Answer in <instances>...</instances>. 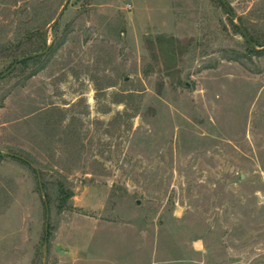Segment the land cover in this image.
Here are the masks:
<instances>
[{
  "label": "rangeland",
  "instance_id": "1",
  "mask_svg": "<svg viewBox=\"0 0 264 264\" xmlns=\"http://www.w3.org/2000/svg\"><path fill=\"white\" fill-rule=\"evenodd\" d=\"M65 1L0 0V75ZM47 39L0 78V264H264V50L219 0H70Z\"/></svg>",
  "mask_w": 264,
  "mask_h": 264
},
{
  "label": "water",
  "instance_id": "2",
  "mask_svg": "<svg viewBox=\"0 0 264 264\" xmlns=\"http://www.w3.org/2000/svg\"><path fill=\"white\" fill-rule=\"evenodd\" d=\"M70 0H66L64 5L62 6L61 10L59 11V13L57 14L56 18L54 19V21L45 29L44 31V36H45V42H46V47L43 51L40 52H36V53H31L29 55H26L24 57H21L19 59H17V61L10 67V69H8V71H6L5 73L0 75V78H3L5 76H7L8 74H10L15 68L16 66L21 63L22 61L31 59V58H35V57H39V56H43L44 54L47 53L48 49H49V45H48V39H47V33L48 30L57 22H59V20L61 19L66 7L68 6ZM219 2L221 3V5L224 7V9L227 11L228 15L230 16L233 25L238 29L239 33L241 34V36L244 38V40L254 49L256 50H264V47L261 49H258L254 43L251 42L250 38L248 37V35L246 34V32L244 31L243 27L235 22V15L233 14V12L231 11L230 7L227 5V3L224 0H219ZM11 156L20 158L22 160H24L22 157H19L17 155H13L10 154ZM37 173V177H38V182H39V187H40V191L42 192V187H41V183H40V177L38 172ZM45 207H46V223H45V246H46V240H47V231H48V218H49V213H48V209H47V204L45 203Z\"/></svg>",
  "mask_w": 264,
  "mask_h": 264
},
{
  "label": "trees",
  "instance_id": "3",
  "mask_svg": "<svg viewBox=\"0 0 264 264\" xmlns=\"http://www.w3.org/2000/svg\"><path fill=\"white\" fill-rule=\"evenodd\" d=\"M225 2H226V0H224ZM227 3V2H226ZM227 5H228V3H227ZM229 6V5H228ZM230 7V6H229ZM230 9H231V7H230ZM241 25V24H240ZM242 26V25H241ZM243 27V26H242ZM236 28V27H235ZM243 29H244V31L246 32V34L248 35V37L250 38V40H251V42L252 43H254V45L258 48V47H260V46H262V45H259V43L249 34V32L247 31V29L245 28V27H243ZM236 30H238L237 28H236ZM41 44H42V48L41 49H36V50H33V51H31V53H36V52H40V50H44L45 49V42L43 41V40H41ZM49 50L50 49H48V51H47V53L49 52ZM252 51V50H251ZM253 52H257V51H253ZM30 53V50L28 51V52H26V53H24V54H22V55H20L18 58H20V57H22V56H25V55H29V54H31ZM46 53V54H47ZM46 54H44L43 56H40V57H38V58H34V59H28V60H25V61H22L21 63H19L20 64V66H26L29 62H35V61H38V60H40L41 58H43ZM17 61V59H14L13 60V62L11 63V65L9 66V68L8 69H10V67L15 63ZM38 70V69H37ZM37 70H35L34 72H37ZM14 157V156H13ZM15 158H17V157H15ZM18 159H20V158H18ZM21 161H23V162H26L25 160H22V159H20ZM66 197L68 198V197H70V195H69V193L66 191V189L64 188V186H62L61 184L59 185V197H58V199L59 200H61V201H63L64 199H66Z\"/></svg>",
  "mask_w": 264,
  "mask_h": 264
}]
</instances>
